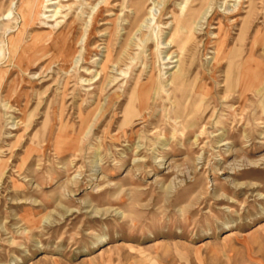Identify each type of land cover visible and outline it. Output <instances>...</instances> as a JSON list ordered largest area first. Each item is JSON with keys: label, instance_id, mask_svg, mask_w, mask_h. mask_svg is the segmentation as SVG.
Masks as SVG:
<instances>
[{"label": "rangeland", "instance_id": "1", "mask_svg": "<svg viewBox=\"0 0 264 264\" xmlns=\"http://www.w3.org/2000/svg\"><path fill=\"white\" fill-rule=\"evenodd\" d=\"M24 1L0 0V71L9 73L0 79V264L88 260L98 249L130 251L146 264L158 256L169 261L171 254L177 264H205L252 235L254 245H262L260 4L249 14L225 15L238 0H147L144 17L132 27L131 5L138 0H109L103 8L106 0H51L56 6L43 10V0H32L22 23ZM185 3L196 11L187 28ZM54 7L55 16L39 18ZM98 13L97 33L87 36ZM49 31L57 40L53 57L46 54ZM257 33L263 42L254 46ZM107 41L124 75L109 65L114 82L95 103ZM10 43L20 46L11 62ZM245 61L249 86L241 89ZM178 65L180 90L172 93L160 78L168 82ZM149 72L156 89L144 108L129 104L126 91ZM128 104L133 121L119 127ZM59 126L63 139H56Z\"/></svg>", "mask_w": 264, "mask_h": 264}, {"label": "bare ground", "instance_id": "2", "mask_svg": "<svg viewBox=\"0 0 264 264\" xmlns=\"http://www.w3.org/2000/svg\"><path fill=\"white\" fill-rule=\"evenodd\" d=\"M12 1V0H11ZM67 1V0H66ZM196 1H198V0H191V1H189V4H195V2ZM204 0H201V5H202V2H203ZM228 1H230V0H228ZM59 2H61V1H59ZM59 2H57V4H59ZM146 2H147V0H138V1H135L132 5H131V7H132V15H133V23H132V27L133 26H136L141 20H142V18L144 17V11H143V8H144V5L146 4ZM11 3L12 2H10L9 3V7H11ZM75 3V2H74ZM167 3V2H166ZM256 3H259L260 4V6H261V8H263L264 9V0H238L237 1V3L235 4V6L229 11V13H226L225 15H228V14H234V13H238V12H241L243 9H245V11H243V12H245L246 14H249L252 10H253V8L254 9H256ZM53 4H55V6H56V2H52L51 0H43V5H42V10L43 9H46V8H48V6H50V5H53ZM62 4V3H61ZM73 4V3H72ZM71 4V5H72ZM84 4H87L86 2L84 3ZM83 4V5H84ZM109 4H110V2H109V0H106V2H105V4L103 5V6H101V8H103V7H107V6H109ZM187 4H188V0H187ZM68 5V4H67ZM70 5V4H69ZM32 6H33V1L32 0H25L24 2H23V4H22V6L20 7V9H19V11H18V14H19V17L21 18V20L23 21L22 23H24L26 20H27V18L29 17V13L31 12V9H32ZM81 6V5H80ZM191 6V5H190ZM201 7V6H200ZM55 8V7H54ZM53 8V10L52 11H44V12H39V14H38V16H39V18L40 17H43L44 16V14L46 13V12H53L52 14V16H55L59 11V7H57V9L55 8L54 9ZM95 8V7H94ZM181 9H182V11L183 12H185V14L186 15H188V16H190L189 17V20L188 21H184L183 22V28H187V27H189V26H191V21L190 20H192L193 21V18H194V13L196 12V11H193L192 12V10H191V8L189 7V8H186V3L184 4V6H182L181 7ZM200 9V8H199ZM10 13V8L8 9V11H7V15ZM202 13V12H201ZM64 14V13H63ZM206 14V11H204L203 10V13H202V15H205ZM75 15V14H74ZM0 16H3V13L0 15ZM52 16H49V17H52ZM173 15H171V17H172ZM62 17H64V16H62ZM97 17H100V14L98 13V14H96V16H95V18H94V20L91 22V24L89 25V30H88V32H87V36H89V34H96L97 33V31H96V26H97V24H98V22H99V20H96V18ZM235 17V16H234ZM38 18V19H39ZM44 18V17H43ZM68 18H70V17H68ZM201 18V17H200ZM246 18V17H245ZM67 20V19H66ZM42 22V21H41ZM212 22V21H211ZM210 22V23H211ZM81 23V22H80ZM85 23V22H84ZM194 23V22H193ZM244 23H245V19L243 20V23H242V25H244ZM210 25V24H209ZM99 26V25H98ZM80 27H82V26H80ZM176 28V27H175ZM173 29V28H172ZM233 29V28H232ZM84 31V30H83ZM130 31L131 30H129L128 32H127V35H129L130 34ZM46 34V33H45ZM54 38V34L52 33V31H49L46 35H45V43H46V49L48 50L47 52H46V54L47 55H50V56H52L53 54H51L52 52H51V50H52V46H53V44L55 43V45L54 46H56L57 45V40H54L53 39ZM229 38V37H228ZM220 39V40H219ZM218 40L219 41H217V49H220V47H223V45H224V43H225V39H224V37H222V38H219ZM34 41V40H33ZM36 41V40H35ZM74 41H76V40H74ZM125 41V40H124ZM229 41V40H228ZM263 42L262 41V38H260V35H259V33H257L256 35H255V38H254V41H253V44H254V46L255 45H257L259 42ZM71 42V41H70ZM35 43V42H34ZM36 44V43H35ZM59 44V43H58ZM123 44H124V42H123ZM123 44H121V47L123 46ZM30 45H32V44H30ZM38 45H40V44H38ZM166 45H169V46H171L172 45V39H171V37H169V39H168V41H167V43H166ZM34 46V45H33ZM42 46V45H41ZM53 46V47H54ZM229 46V45H228ZM227 46V47H228ZM19 44H13V43H10V47H9V50H8V53H9V55H10V59H9V61L11 62L14 58H15V56H16V54H17V52H18V49H19ZM57 47V46H56ZM110 44H109V41H107L106 43H104V48H105V55H104V57H103V60H102V62H101V65H99L100 67H99V71H98V73H97V76L99 77L98 78V82H99V85H98V92H97V94L94 96V101H95V103H97L98 102V100H99V96L101 95V93H102V91H104L109 85H110V83L111 82H114V81H112V80H109V73H108V69H109V65H113V66H115V68H116V70H119L120 72H121V74H123L124 75V72L123 71H121L120 69H119V64H118V59H117V56L115 57V56H112L111 54H110ZM40 48H42V47H40ZM39 48V49H40ZM38 49V50H39ZM208 50V49H207ZM38 53H40V52H38ZM38 53L37 54H35V55H38ZM173 54V52L172 53H170L168 56H170V55H172ZM43 56H45V55H43L42 54V58H43ZM64 61H68V59H70L71 58V56H68V54L64 51ZM53 57V56H52ZM51 57V58H52ZM38 58H39V56H38ZM41 58V57H40ZM46 58V57H45ZM75 59V58H74ZM211 59H212V57H211ZM37 60V59H36ZM35 60V61H36ZM42 60V59H41ZM248 60H250V59H248ZM34 61V60H33ZM50 61V60H49ZM177 60H175L174 62H176ZM223 61V60H222ZM51 62V61H50ZM69 62H71V61H69ZM73 63V62H72ZM136 64V63H135ZM134 64V65H135ZM235 64V56H233V57H229V61H228V68L229 69H231L232 67H233V65ZM249 65H250V61H245V63L242 65V67H241V70H242V72H241V82H240V87H241V89H244L245 87H247V86H249V81L247 80V76H246V74L250 71V68H249ZM182 66H179L178 65V67H177V69L174 71V72H171L170 74H169V79H168V82H166V83H164L162 80H161V78H160V84L163 86V87H168L169 88V90H171V92L172 93H174V92H178L179 90H180V83H181V76H182ZM7 71L8 70H1L0 71V79H2L3 80V78H5V76L7 75V74H9V73H7ZM216 75V74H215ZM250 76V75H249ZM139 78H140V75H138V77L136 78V79H134V84H133V87L129 90V91H126V93H127V97H128V99H129V104L131 103V102H137L138 101V103H139V108L141 107H143V105L146 103V100H147V96H148V94H149V91L152 93L156 88H154V79H153V77H152V75H151V72H149L148 73V75L146 76V78H145V80H139ZM255 78V77H254ZM12 81V80H11ZM63 89H65V88H63ZM161 89V88H160ZM165 90V89H164ZM64 92V91H63ZM150 93V94H151ZM64 94V93H63ZM155 96V95H154ZM155 98V97H154ZM153 98V99H154ZM129 104L123 109V111H122V122H121V125L119 126V127H124V126H126V125H128V124H130L133 120H132V118L134 117V114H133V110L132 109H130V106H129ZM146 105V104H145ZM144 108V107H143ZM98 109V108H97ZM78 114H80V113H78ZM85 117H86V115H85ZM83 119H85V118H83ZM82 120V119H81ZM46 121H47V115H46V118H45V121H44V123L42 124V127L43 128H45V123H46ZM23 124V127H25V128H27L28 127V125H29V122L28 121H25V120H22L21 121V125ZM50 131H51V129H50ZM52 132V131H51ZM57 134H58V136H57V138L56 139H63L62 137H64V135H65V133H64V126H59V128H58V130H57ZM56 139H54V140H56ZM56 145V144H55ZM223 145V144H222ZM63 146V145H62ZM58 150H59V148H58ZM262 213H264V211H262ZM229 226V224H225V227H228ZM232 232V231H231ZM230 234H232V233H229V234H227V235H225V237L226 236H228V235H230ZM104 241V238H101L100 240H99V242H103ZM206 243V242H205ZM204 243V244H205ZM207 244V243H206ZM94 246H96V244L94 243ZM43 256H45V255H43Z\"/></svg>", "mask_w": 264, "mask_h": 264}, {"label": "crops", "instance_id": "3", "mask_svg": "<svg viewBox=\"0 0 264 264\" xmlns=\"http://www.w3.org/2000/svg\"><path fill=\"white\" fill-rule=\"evenodd\" d=\"M260 242H262V245H254V235H252L246 244L236 248L233 252H223L219 253L218 256L209 257L206 259L205 264H264V241ZM132 258L138 259V262L133 264H146L145 261H142L145 259L143 256H132L130 251L115 253L105 249H98L96 253H92L88 260L85 258V260L80 259L79 261L71 262L66 258L57 256L50 260H44L47 257H39L34 261H29L28 264H132ZM168 258V256L165 257V261H163V257L158 256L155 264H177V257L173 261V254H171L169 261Z\"/></svg>", "mask_w": 264, "mask_h": 264}]
</instances>
